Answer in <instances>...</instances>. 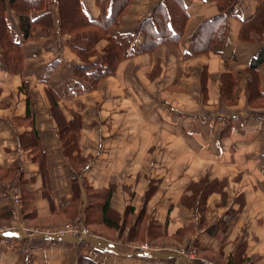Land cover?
<instances>
[{"label": "crops", "instance_id": "obj_1", "mask_svg": "<svg viewBox=\"0 0 264 264\" xmlns=\"http://www.w3.org/2000/svg\"><path fill=\"white\" fill-rule=\"evenodd\" d=\"M81 1L98 18L96 0ZM187 1L191 16L178 44L123 58L96 88L75 74L82 60L60 34L57 0L46 6L54 28L38 27L24 45L23 70L0 66V216L19 192L22 225L86 223L88 187L102 196L113 188L110 208L119 223L113 230L93 210L83 242L36 238L27 257L0 244V264H236V255L237 264H264V107L248 103L249 66L264 40L239 37V17L253 14L258 2L238 4L230 34L210 54L190 55L200 26L220 11L210 0ZM159 2L136 0L110 35L138 34L137 48L141 23ZM6 18L11 37L22 41L9 5ZM106 45L98 44L92 61ZM224 73L237 83L235 102L222 96ZM257 75L255 89L264 95V64ZM49 90L59 98L58 115ZM78 120V129L70 127ZM6 222L0 218V227ZM190 248L199 259L182 252Z\"/></svg>", "mask_w": 264, "mask_h": 264}, {"label": "trees", "instance_id": "obj_2", "mask_svg": "<svg viewBox=\"0 0 264 264\" xmlns=\"http://www.w3.org/2000/svg\"><path fill=\"white\" fill-rule=\"evenodd\" d=\"M135 1L96 0L100 14L98 18L91 19L81 0H57L60 34L68 38L67 45L82 60V64L75 68V74L90 82L92 88H96L102 79L114 75L123 58L152 53L163 44H178L183 37L191 16L187 0H160L149 17L141 23L139 34L143 36V42L137 48L132 45L138 34L119 33L117 36H111V29L120 25L123 17ZM210 1L217 4L220 14L200 26L193 41V49L190 55L210 54L217 44L225 42L231 30V17L236 16L237 6L242 2V0ZM257 2L253 14L247 17H239L241 22L239 37L241 40L254 41L255 36H259L261 41L264 40V0H257ZM47 4L48 0H0V66L4 65L9 71L15 73H20L23 70L24 45L33 39L35 30L38 27H43L46 30L54 28L52 12L47 9ZM7 5L16 11L19 28L23 34L22 41L14 40L9 33V24L6 18ZM35 11H40L41 14L34 17ZM103 40H107L103 55L97 61H92V58L98 56V44ZM263 64L264 44L249 66V71L254 75V78L248 84V103L256 108L264 107L262 99L264 95L255 89L257 88V71ZM57 65L58 61H55L49 66V75L54 72ZM236 84L234 76L230 73L222 75V96L232 100L229 101L230 103L236 100L233 95ZM49 93L52 113L58 115L61 111L59 98L51 90ZM27 113L28 116L33 113L29 97ZM79 126V120L70 123V127L78 129ZM112 190L113 188H110L102 196L97 190L88 187L89 198L91 199L90 211L85 223L88 227L94 226L93 217L91 219L90 213L97 210L102 214V220L109 228L118 230L119 223L116 217L118 215L115 212L112 214L110 208ZM22 217H24L23 214ZM0 218L9 222L12 218V212L3 213ZM72 220L73 222L76 221ZM153 229L155 230L150 227V233H157L155 231L159 228L154 225ZM234 259L236 264L242 261L240 255L234 256Z\"/></svg>", "mask_w": 264, "mask_h": 264}, {"label": "built area", "instance_id": "obj_3", "mask_svg": "<svg viewBox=\"0 0 264 264\" xmlns=\"http://www.w3.org/2000/svg\"><path fill=\"white\" fill-rule=\"evenodd\" d=\"M13 206H12V218L10 222L2 227H0V244H12L20 247L21 252L27 256H32L34 250L38 247L36 238L43 239L41 241H56L61 240L65 237H75L81 242L90 237L92 234L89 228L81 222L68 223L61 228L51 229L42 227H31L28 225H22V205L23 200L21 194L16 192L13 196ZM35 239V240H33ZM185 255L190 258L199 259V252L195 248H190L189 250H184Z\"/></svg>", "mask_w": 264, "mask_h": 264}, {"label": "rangeland", "instance_id": "obj_4", "mask_svg": "<svg viewBox=\"0 0 264 264\" xmlns=\"http://www.w3.org/2000/svg\"><path fill=\"white\" fill-rule=\"evenodd\" d=\"M22 213V212H21ZM72 223H76V222H72ZM84 225H86L85 223H83ZM87 226V225H86ZM62 226H59L57 228H61ZM88 227V226H87ZM57 228H52V229H57ZM89 228V227H88ZM90 232H91V229L89 228ZM92 233V232H91ZM91 236V235H90ZM83 238H86V236H84Z\"/></svg>", "mask_w": 264, "mask_h": 264}]
</instances>
